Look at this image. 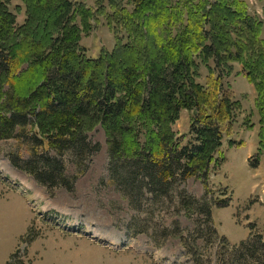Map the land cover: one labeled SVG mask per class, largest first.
Instances as JSON below:
<instances>
[{
  "label": "trees",
  "instance_id": "obj_1",
  "mask_svg": "<svg viewBox=\"0 0 264 264\" xmlns=\"http://www.w3.org/2000/svg\"><path fill=\"white\" fill-rule=\"evenodd\" d=\"M92 1L94 10L79 0H21L26 17L18 25L10 0H0V141L21 147L10 163L41 185L71 192L60 159L69 152L81 168L100 149L88 138L100 127L110 175L134 209L146 202L167 213L174 203L187 220L196 218L189 236L178 235L194 264H204L202 236L218 246L217 264H264V237L254 226L235 246L217 234L213 209L226 208L230 196L224 189L216 199L209 186L242 112L224 81L234 65L256 93L243 126L251 131L257 119L256 156L264 158L263 23L244 0ZM99 18L115 46L90 59L81 42ZM184 111L189 128L178 135ZM23 152L29 159L18 164ZM189 179L202 183V199L180 189Z\"/></svg>",
  "mask_w": 264,
  "mask_h": 264
},
{
  "label": "rangeland",
  "instance_id": "obj_2",
  "mask_svg": "<svg viewBox=\"0 0 264 264\" xmlns=\"http://www.w3.org/2000/svg\"><path fill=\"white\" fill-rule=\"evenodd\" d=\"M79 1L92 10L96 7L92 0ZM244 1L249 14L263 23L264 41V0ZM8 8L22 25L26 15L21 0H10ZM92 26L81 47L88 58L95 59L102 49H113L115 36L104 18ZM233 67L224 81L241 103L242 112L232 136L223 141L226 161L217 175L209 174L214 197L219 199L224 189L230 196L226 208L212 212L217 234L230 246L247 240L253 226L264 237V158L256 156L257 119L251 120L256 125L253 130L243 126L254 111L256 93L241 66ZM200 75L199 83L204 84L208 75L204 67ZM189 119V113L182 112L174 132L186 134ZM88 138L100 149L87 157L81 168L69 152L60 159L73 183L71 192L63 187L50 189L14 167L9 157L21 147L15 140L0 141V264H194L178 235L189 236L196 218L187 220L183 213H177L174 203L167 213L154 210L146 202L140 210L134 209L110 175L104 131L98 127ZM229 140L234 143L232 148ZM28 159L23 152L16 162ZM257 159V167L252 168ZM180 189L196 199L204 196L198 180L189 179ZM207 242L205 236L196 240L200 259L204 264H217L218 246Z\"/></svg>",
  "mask_w": 264,
  "mask_h": 264
}]
</instances>
